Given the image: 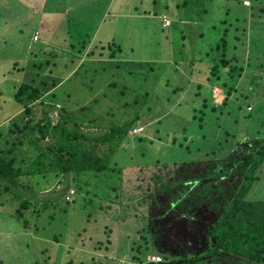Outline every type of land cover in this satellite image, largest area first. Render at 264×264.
I'll list each match as a JSON object with an SVG mask.
<instances>
[{
	"label": "rangeland",
	"instance_id": "1",
	"mask_svg": "<svg viewBox=\"0 0 264 264\" xmlns=\"http://www.w3.org/2000/svg\"><path fill=\"white\" fill-rule=\"evenodd\" d=\"M88 3L91 4V0H66L65 3L48 0L50 11L58 10L57 13L49 12L48 18L62 23L55 28L50 26L53 29L49 30L50 36L58 41L48 42L45 28L41 36L38 33L33 36L36 26L23 25L28 15L23 14L26 5L19 0H0L1 127L10 124L19 108L12 100L17 81L31 82L33 77L40 81L46 79L43 75L37 76L39 61H43L41 67H45L46 59L69 60L64 56L62 59L50 57L47 55L50 51L60 55L69 50L76 55L70 56L71 61L81 54L84 58L95 27L79 29L80 24H86L72 16L80 18L79 15L87 14ZM109 5L111 14L105 15V21L94 18L93 13L90 15L92 22L99 21L96 24L99 36H106L112 29L118 38L116 41L122 49L116 59L157 64L153 72L156 80L152 85L148 82V102L140 100L133 104L132 97L128 100L135 110L141 107L135 123L140 126L131 131L137 135L124 143L131 148L133 156L119 153V163L123 166L120 172L111 174L110 179L94 177L92 173L50 172L46 176H22L20 183L27 185L3 190L0 196V264H67L71 259L72 264H139V259L147 261L151 256L170 260L183 254L194 255L209 246L206 234L216 222L218 205L207 202L194 206L189 215L179 209L168 214V195L161 192L152 195L158 184L154 177L159 174L163 177L177 175L182 180L192 178L202 174L213 157L240 151L238 142H244L248 139L246 136L251 135L244 122L250 112L257 118V135H264V68H259L264 64V0L256 4L250 0H111ZM72 8L74 15L69 16L67 12ZM229 8L247 16L236 18L239 14L230 12L229 16ZM144 9H149L151 15L140 17ZM116 11L122 14L115 15ZM163 14L175 19L171 28L162 27L169 20ZM112 15L120 18H111ZM222 18L227 20L221 22ZM122 26L127 31L120 33L116 28ZM224 29L228 34H224ZM67 35L69 38L65 39ZM223 36L228 46L220 45ZM85 43L87 47L82 49ZM70 44L73 46L66 47ZM233 44L235 50L230 49ZM75 47L82 52L78 53ZM233 54L240 59L237 66L242 69L237 70L235 78L226 81L227 86L222 88L220 80L210 72L211 66L222 57L230 59ZM84 59V65L73 77L72 65L63 66L62 63L63 68L53 75L65 77L69 74L60 88L71 92L70 103L74 104L78 98L84 100L74 108L73 116L78 121L82 119V129L86 133L96 136L108 131L113 123L125 122L126 118L116 117L122 111H118L120 106L113 99V92L121 86L107 88L111 80L101 68L103 58L85 56ZM230 64L236 61L230 59ZM47 67L52 68L54 64ZM98 68L100 74L92 79L93 87H88L84 82ZM39 70L41 74L48 71ZM125 79L133 87L139 85L137 77L125 75ZM46 88L48 90L49 86ZM105 88L113 103L109 102L110 98L93 99ZM212 90L215 97L211 100ZM227 93V101L218 104V111L204 107L205 103L212 104L219 95L224 98ZM42 100L31 105L27 117L32 118L33 123L47 115L56 118L57 111ZM90 104L98 105L89 108ZM109 106L117 113L110 114ZM240 115L242 120L236 121ZM140 134L145 138L140 140ZM252 136H256L254 131ZM205 151L209 152V157L204 155ZM257 175L259 181L255 182L249 197L264 199V164ZM15 192L31 202L20 215V200L14 196ZM25 219L28 220L26 226ZM148 264L157 263L148 261ZM195 264L237 262L224 256L205 258Z\"/></svg>",
	"mask_w": 264,
	"mask_h": 264
},
{
	"label": "trees",
	"instance_id": "2",
	"mask_svg": "<svg viewBox=\"0 0 264 264\" xmlns=\"http://www.w3.org/2000/svg\"><path fill=\"white\" fill-rule=\"evenodd\" d=\"M235 10L229 8L227 15L230 16V13L239 14L235 16L236 18L247 16L245 13L240 14V11ZM142 12H140V17L151 15L149 9H144ZM163 16L169 18L165 24L161 23L163 28H171L176 23L175 19L169 15L163 14ZM226 20L227 18H222L221 22ZM223 32L225 35L228 34L227 29H224ZM221 40L222 44L220 45H227L224 36ZM95 43L96 41L89 46L85 56L86 58L91 57V59L103 58L101 68L108 73V78L111 80L108 89H111L112 86H121L118 91L113 92V99L120 106L118 111H122L116 117H125V122L113 123L108 131L96 136L86 133L82 129V119L79 118L78 121L72 112L76 106L84 103V100L78 98L74 104L70 103L71 92L60 88L61 83L67 79L69 74L65 77L53 75L56 70H61L64 65L71 64V70H73L71 76L73 77L84 65L85 56L82 58L81 54L77 56V60L71 61L70 56L76 57V55H73L69 50L61 52L60 55L52 51L48 54L47 52L44 53V55L47 54L54 58L68 57L69 60L66 58L54 61L46 59L45 67H41L44 62L39 61V69L48 71L41 74L42 71L38 69L37 76L43 75V78L47 80L42 79L40 81V79L33 77L31 82H25L21 79L17 81L18 85L15 86L17 89L12 100L18 103L19 108L11 117V122L7 127L0 126V181H2L0 182V196L3 190L10 191L14 186L23 187L27 185L20 183L22 176L30 177L39 174L46 176L50 172L63 175L92 173L94 177L106 176L110 179V175L120 172L123 166L119 163L118 154L127 152V157L133 156L131 148H128L124 143H129L131 138L133 139L136 133L132 134L131 131L140 126L135 123L139 120L141 107L135 110L128 100L132 97L133 104H138L140 100L142 103L148 102L150 95L148 82L151 81L150 85H152L156 80L153 72L157 64L151 61L118 60L116 59L117 54L121 53L122 49L118 43L112 40L103 45ZM68 46L71 47L73 44L66 45V47ZM86 47L85 43L82 49ZM230 47L231 50L236 49L235 44ZM75 48L78 53L82 52L81 48ZM230 59L236 61V64L231 65ZM230 59L222 57L219 62L211 66L210 72L215 75V79L220 80L222 88L227 86L226 81L235 78L234 73L237 70L242 69V67L237 66L240 59L236 55L233 54ZM50 63L54 64V67L48 68L47 65ZM227 67L229 68L228 71L226 70ZM260 67L264 68V64L259 65ZM96 74H100L99 68L95 69L89 80L84 82L88 87H93L91 82L97 76ZM125 75L134 79L137 77L139 85L133 87L128 84ZM22 77L27 78L26 76ZM46 86H49L48 90H46ZM228 93L224 98H220L219 95L212 104L207 105L205 103L204 107L209 106L210 110H216L218 104L221 102L224 104L227 101ZM214 94L212 90L211 100L215 97ZM41 98L43 99L42 102L57 111V115L56 118L47 115L33 123L32 118L27 116L31 113V105ZM99 98H102L103 101L110 98L109 102L113 103L106 88L100 96L93 97L96 101ZM97 105L90 104L88 107L92 108ZM107 110L110 111V114L117 113V110L111 106ZM250 113L244 117V122L251 135H247L248 139H245L244 142H238L240 151L233 150L228 154L223 153L222 156L213 157L205 166L203 173L195 177L192 176V178L187 177L182 180L177 175H168V177L164 175L163 177L159 174L154 177L158 184L152 191V195L157 192L168 195L167 213L179 209L189 215L194 206H201L207 202H210L211 205H218L216 222L208 228L206 234V241H208L209 246L194 255L183 254V256L170 260L168 258L162 259L160 262H154L150 259L146 261L141 258L139 264H148V261L157 264L165 261H169L170 264H195L205 258L215 259L224 256L232 258L237 264H264V199L249 197L255 182L259 181L257 173L264 164V135H257L258 130L255 127L257 118ZM201 118L203 119V116ZM242 118L243 116L240 115L235 120L241 121ZM252 120L254 122H251ZM71 122L74 124L73 126L69 124ZM200 125L203 126L204 124L201 122ZM252 131L256 133V136H252ZM141 134L140 140L145 138ZM198 149L202 151L200 147ZM188 150L190 151V147ZM204 155L209 157V152L205 151ZM156 163H159V160ZM112 187L115 188V186ZM14 196L20 200L18 215L23 214L22 209L31 206V202L28 198H22L19 192H15ZM63 198L66 200L65 196ZM186 199L188 200L187 203ZM0 204H2L1 200ZM27 221V219L24 220L25 226L28 224ZM72 261L71 259L67 264H72ZM121 264L123 263L121 262Z\"/></svg>",
	"mask_w": 264,
	"mask_h": 264
},
{
	"label": "crops",
	"instance_id": "3",
	"mask_svg": "<svg viewBox=\"0 0 264 264\" xmlns=\"http://www.w3.org/2000/svg\"><path fill=\"white\" fill-rule=\"evenodd\" d=\"M21 3H23L24 5L27 6L26 10L23 12V14H27L28 15H25V19L23 21V25H30L32 24L34 27H35V31H34V34L33 36L38 33L39 36H41V33H42V29L45 28L47 31H48V38H47V41L48 42H51V41H54V42H57L58 40L54 39L53 37L50 36V32L49 30L51 29L50 26H52L53 28L57 27L58 24H62L61 22H57V20H51L48 18V13L51 12V13H57L58 10H55V9H52L50 11V9L47 7V3H48V0H19ZM61 0H53V3L54 2H59ZM64 3L66 0H63ZM251 2H254L255 4L259 1V0H250ZM91 4H87V9H88V13L87 14H84L83 17H81L79 15L80 18H77L78 16H72L76 21L78 22H84L86 25H82L80 24L78 26L79 29H86V28H92V26H94L95 28H92L94 29V33L92 35V38H91V41H89V46H91V44L96 41V43H100L101 45L109 42V41H115L116 43H118L120 46V42H117L116 40L118 39L117 37H115V34L114 32H112V29L109 31L110 33L109 34H106V36H99V25L97 26L96 24L99 23V21H105L106 19L104 18L106 14L110 15V10H109V4L111 2V0H91ZM91 5V9L89 8ZM15 10H16V7H14ZM65 12V11H64ZM17 10H16V14H17ZM21 13V12H19ZM91 13H93L94 15V18L96 17H99L100 20L97 22V23H94L92 22V17H91ZM67 14L70 16V15H74V8L72 9H69ZM115 15L117 14H122L121 11H116V13H114ZM125 14V13H124ZM47 17V18H45ZM111 18L115 17V18H120V17H117V16H110ZM79 19H83V20H79ZM1 22H2V19H0V25H1ZM118 23V21H117ZM120 25V24H118ZM39 27H40V30H39ZM38 28V29H36ZM20 29V28H19ZM18 29V30H19ZM120 33L122 31H127L125 28L120 27V28H116ZM21 30V29H20ZM53 29H51L52 31ZM114 31H116L115 29H113ZM68 39L69 38V35H67L65 37V39ZM120 38V37H119ZM95 43V44H96ZM55 45H58V43H55ZM72 45V44H71Z\"/></svg>",
	"mask_w": 264,
	"mask_h": 264
},
{
	"label": "built area",
	"instance_id": "4",
	"mask_svg": "<svg viewBox=\"0 0 264 264\" xmlns=\"http://www.w3.org/2000/svg\"><path fill=\"white\" fill-rule=\"evenodd\" d=\"M36 36V35H35ZM72 192H73V190H72ZM69 194V193H68ZM151 261H154V262H160V261H162V258L161 257H159V256H151L150 258H149Z\"/></svg>",
	"mask_w": 264,
	"mask_h": 264
}]
</instances>
